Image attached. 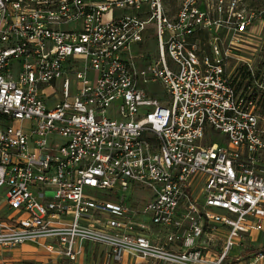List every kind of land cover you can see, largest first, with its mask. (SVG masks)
<instances>
[{
    "label": "built area",
    "instance_id": "built-area-1",
    "mask_svg": "<svg viewBox=\"0 0 264 264\" xmlns=\"http://www.w3.org/2000/svg\"><path fill=\"white\" fill-rule=\"evenodd\" d=\"M0 191L4 251L242 264L264 230V7L0 0Z\"/></svg>",
    "mask_w": 264,
    "mask_h": 264
},
{
    "label": "rangeland",
    "instance_id": "rangeland-1",
    "mask_svg": "<svg viewBox=\"0 0 264 264\" xmlns=\"http://www.w3.org/2000/svg\"><path fill=\"white\" fill-rule=\"evenodd\" d=\"M245 2L249 7H252L254 9H261L264 7V0H245ZM147 50L149 51L148 53L150 55H152L153 53L156 54V41L155 40L148 42ZM156 89L160 91V86H157ZM159 96L162 99H168L165 97L163 98L162 92H159ZM1 192L2 191H0V195L3 197L4 193H1ZM86 192H89V191H86ZM95 194L99 197H103L105 195L103 191L95 192ZM149 199H150L149 190L142 188L138 185L131 186L129 188V191L125 195V202L129 205L132 202L133 203L136 202L134 205L139 206V205L144 204L146 200H149ZM112 200L114 199L112 198ZM2 202L4 201H2V198L0 197V206H2ZM6 213L7 211L1 207L0 215H4ZM252 240L253 241H245L243 244L240 245V247H238V250L234 248L230 253L231 256L234 254L235 251H237L238 255H240L241 256L240 258L243 260L242 264H249L248 263L249 257H252L253 255L257 253L264 254V230L259 234H253ZM37 249H38V252L34 254L35 258H39V259L45 258L46 256L44 252L40 248H37ZM12 255H13L12 252L0 250V260L1 259L7 260L11 258ZM257 264H264V262H259Z\"/></svg>",
    "mask_w": 264,
    "mask_h": 264
},
{
    "label": "crops",
    "instance_id": "crops-1",
    "mask_svg": "<svg viewBox=\"0 0 264 264\" xmlns=\"http://www.w3.org/2000/svg\"><path fill=\"white\" fill-rule=\"evenodd\" d=\"M40 247L32 245H21L15 249L8 250L12 252V257L9 259H1L0 264H58L57 257L49 256L45 251L40 248L45 258H35L34 254L38 252ZM219 249V248H218ZM216 248V250L218 251ZM2 250V249H0ZM83 254L78 257L77 264H105L107 262V249L102 246L92 245L85 243L83 245ZM117 264H151L140 259H134L124 255L121 262Z\"/></svg>",
    "mask_w": 264,
    "mask_h": 264
}]
</instances>
